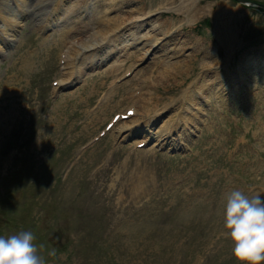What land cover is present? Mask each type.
Masks as SVG:
<instances>
[{
  "label": "rangeland",
  "instance_id": "obj_1",
  "mask_svg": "<svg viewBox=\"0 0 264 264\" xmlns=\"http://www.w3.org/2000/svg\"><path fill=\"white\" fill-rule=\"evenodd\" d=\"M0 14V234L31 231L45 264H238L223 207L233 189L264 197V11L0 0ZM150 98L159 115L130 117Z\"/></svg>",
  "mask_w": 264,
  "mask_h": 264
},
{
  "label": "clouds",
  "instance_id": "obj_2",
  "mask_svg": "<svg viewBox=\"0 0 264 264\" xmlns=\"http://www.w3.org/2000/svg\"><path fill=\"white\" fill-rule=\"evenodd\" d=\"M223 227L238 264H264V197L233 189L223 207ZM29 230L0 234V264H45ZM50 255L52 253H49Z\"/></svg>",
  "mask_w": 264,
  "mask_h": 264
},
{
  "label": "bare ground",
  "instance_id": "obj_3",
  "mask_svg": "<svg viewBox=\"0 0 264 264\" xmlns=\"http://www.w3.org/2000/svg\"><path fill=\"white\" fill-rule=\"evenodd\" d=\"M18 6L20 7V4H18ZM0 16H1V14H0ZM2 20H4V22L6 21V23H8L9 24V26L10 27H14V26H16L15 24H17L16 22V16L15 15H10V17L9 18H7V19H5V17H3V19ZM9 26H7V27H9ZM115 27H117L116 26V24L114 25ZM5 30H7V29H5ZM4 30V31H5ZM101 44V42L100 43H94V44H92V45H87L86 46V48H88V49H91V48H93V46H95L96 48L98 47L97 45H100ZM82 48H85V45H83V47ZM82 52V51H81ZM81 52H79V54L81 53ZM78 54V56H77V58L75 59V60H77V59H80V60H84V54H80L79 55ZM79 56H80V58H79ZM97 56V55H96ZM74 60V61H75ZM72 65H75L74 64V62L72 63ZM77 79V78H76ZM141 96H140V98L144 95L143 93L142 94H140ZM151 99V98H150ZM150 101H152V102H150ZM150 101H148L147 103H144V104H142L141 106H140V109H138V110H141V109H145V111H146V113H139V111L138 110H136V109H134V111L133 112H136L135 113V115H134V117H137L138 115H140V116H142V117H140V118H138L137 120L139 121V123H144V122H146V121H149V120H151L152 119V117L154 116H157V115H159L158 114V107H160L161 105H162V98H158L157 100H155L154 98H152ZM196 104H194V106H195ZM180 109V108H179ZM129 110V109H128ZM145 116V117H144ZM138 123V124H139ZM137 124V125H138ZM179 123H177V125H178ZM129 132V130L127 131V133ZM123 136H124V133L123 134H121V138H123ZM149 136V135H148ZM147 136V137H148Z\"/></svg>",
  "mask_w": 264,
  "mask_h": 264
},
{
  "label": "trees",
  "instance_id": "obj_4",
  "mask_svg": "<svg viewBox=\"0 0 264 264\" xmlns=\"http://www.w3.org/2000/svg\"><path fill=\"white\" fill-rule=\"evenodd\" d=\"M204 25H208L209 26V21H203L197 28H196V31H200L202 26Z\"/></svg>",
  "mask_w": 264,
  "mask_h": 264
},
{
  "label": "water",
  "instance_id": "obj_5",
  "mask_svg": "<svg viewBox=\"0 0 264 264\" xmlns=\"http://www.w3.org/2000/svg\"><path fill=\"white\" fill-rule=\"evenodd\" d=\"M235 1H237V2H239L241 4H246V2L244 0H235ZM260 7L264 9V6H260Z\"/></svg>",
  "mask_w": 264,
  "mask_h": 264
}]
</instances>
